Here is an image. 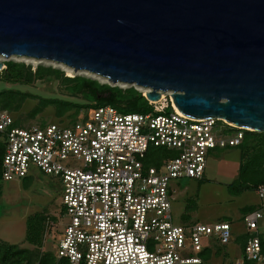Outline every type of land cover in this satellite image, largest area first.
I'll use <instances>...</instances> for the list:
<instances>
[{
	"label": "built area",
	"instance_id": "2783aa9c",
	"mask_svg": "<svg viewBox=\"0 0 264 264\" xmlns=\"http://www.w3.org/2000/svg\"><path fill=\"white\" fill-rule=\"evenodd\" d=\"M163 94L149 102L152 110L146 113L100 106L73 123L14 128L12 117L0 112L1 179L23 180L36 170L60 185L68 222L56 240L58 259L67 264H207L200 256L206 247L232 242L227 222L174 224L170 184L201 180L209 151L238 146L242 133L226 134L240 128L218 118H188L173 106L170 92ZM254 193L260 209L243 217L249 237L243 258L230 264L261 263L257 234L264 221V187ZM50 229L48 220L43 244Z\"/></svg>",
	"mask_w": 264,
	"mask_h": 264
},
{
	"label": "water",
	"instance_id": "95a60500",
	"mask_svg": "<svg viewBox=\"0 0 264 264\" xmlns=\"http://www.w3.org/2000/svg\"><path fill=\"white\" fill-rule=\"evenodd\" d=\"M0 57L140 87L148 102L170 92L188 118L264 133V0H0Z\"/></svg>",
	"mask_w": 264,
	"mask_h": 264
},
{
	"label": "rangeland",
	"instance_id": "374dc122",
	"mask_svg": "<svg viewBox=\"0 0 264 264\" xmlns=\"http://www.w3.org/2000/svg\"><path fill=\"white\" fill-rule=\"evenodd\" d=\"M14 61L24 63L35 69L38 65L59 69L66 77L82 76L106 84L111 87L127 89L133 87L144 95L147 90L133 85L111 84L106 79L85 72H74L63 65L45 60L11 57H0V62ZM1 88H12L22 92H28L43 98H59L79 103H85L81 98L68 95L59 84L51 78L43 82H35L30 86L0 84ZM35 105L34 100H27L21 111L25 114ZM87 111L83 110L80 115ZM15 115H13V118ZM66 121V119H64ZM43 121L55 123L54 111L48 107L35 120L25 122V126ZM234 132H227V136ZM240 148L232 147L214 149L209 151L206 158V167L201 180L178 179L171 182L173 191L171 214L173 222L180 226L192 224L212 225L218 222H227L232 231V242L225 246L227 261L222 257L212 258V264L230 263L242 259V252L233 243L235 237L245 233L242 221L241 209L249 205H258V199L253 191H238L239 187L250 183L253 174L251 166H244L240 176ZM0 240L9 244H18L21 247L28 246L23 242L25 236V220L28 216L45 210L50 218L51 229L47 231V238L43 244V250L55 254L58 235L67 224L68 219L62 206L61 188L56 179L44 176L34 170L31 177L22 180L0 181ZM260 231L264 230V221L260 223ZM30 247V246H29ZM258 264H264L258 263Z\"/></svg>",
	"mask_w": 264,
	"mask_h": 264
},
{
	"label": "trees",
	"instance_id": "16d2710c",
	"mask_svg": "<svg viewBox=\"0 0 264 264\" xmlns=\"http://www.w3.org/2000/svg\"><path fill=\"white\" fill-rule=\"evenodd\" d=\"M3 65L5 68L0 72V84L30 86L35 82H43L46 78H51L68 95L74 98L80 97L85 102L79 103L59 98H43L17 89L1 88L0 112H6L12 117V127L14 128H21L25 126L26 121L37 119L48 107L53 109L54 119L59 123H73L76 120L86 118L93 109L100 106H110L120 113H146L152 110V106L146 98L133 87L127 89L111 87L82 76L70 78L66 77L59 69L42 65H38L33 70L24 63L14 61H7ZM27 100H34L35 105L29 112L24 114L21 109ZM83 110L87 112L80 115ZM13 115H15L14 118ZM35 124L46 125L48 123L40 121ZM229 131H240L242 133V140L236 146L240 148V176L243 174L242 171L245 165L251 166L253 174L256 175L255 178L251 179L250 183L245 182V186L239 187L238 191L248 190L255 192L257 187H264V133L234 128H229ZM4 149L5 139L0 134V181L2 180L1 162ZM258 209L260 207L257 204L242 208V219L248 213ZM48 220L50 218L46 216L45 210L35 212L26 218L23 242L28 246L21 247L18 244H9L0 240V264H67L64 259H58L56 253L43 250V235ZM257 236L259 237L261 248L259 262L262 263L264 262V230L259 231ZM248 237L247 233H243L233 240V243L240 248L242 258ZM225 246L214 241L209 247L204 249L200 256L207 264H212L211 261L214 257H222L223 261H227L226 257L223 256L225 254ZM243 262L244 264H256V262H247L245 260Z\"/></svg>",
	"mask_w": 264,
	"mask_h": 264
},
{
	"label": "bare ground",
	"instance_id": "6f19581e",
	"mask_svg": "<svg viewBox=\"0 0 264 264\" xmlns=\"http://www.w3.org/2000/svg\"><path fill=\"white\" fill-rule=\"evenodd\" d=\"M69 69H70V68H69ZM100 78H101V77H100ZM163 96H164V94H163V95H161V97H163ZM161 97H160V98H161Z\"/></svg>",
	"mask_w": 264,
	"mask_h": 264
}]
</instances>
